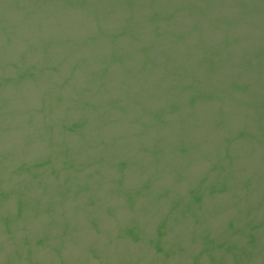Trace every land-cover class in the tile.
Returning a JSON list of instances; mask_svg holds the SVG:
<instances>
[{
    "label": "water",
    "instance_id": "1",
    "mask_svg": "<svg viewBox=\"0 0 264 264\" xmlns=\"http://www.w3.org/2000/svg\"><path fill=\"white\" fill-rule=\"evenodd\" d=\"M0 264H264V0H0Z\"/></svg>",
    "mask_w": 264,
    "mask_h": 264
}]
</instances>
